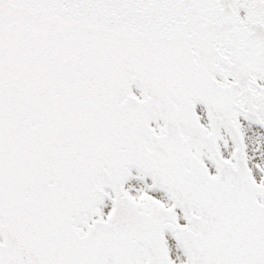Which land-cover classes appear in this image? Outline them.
<instances>
[{"label":"snow or ice","instance_id":"snow-or-ice-1","mask_svg":"<svg viewBox=\"0 0 264 264\" xmlns=\"http://www.w3.org/2000/svg\"><path fill=\"white\" fill-rule=\"evenodd\" d=\"M0 264H264V0H0Z\"/></svg>","mask_w":264,"mask_h":264}]
</instances>
